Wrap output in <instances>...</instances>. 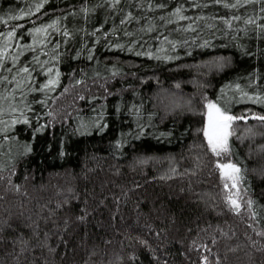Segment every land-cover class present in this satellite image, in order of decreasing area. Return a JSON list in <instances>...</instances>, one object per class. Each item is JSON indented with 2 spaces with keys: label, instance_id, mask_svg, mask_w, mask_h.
Listing matches in <instances>:
<instances>
[{
  "label": "trees",
  "instance_id": "trees-1",
  "mask_svg": "<svg viewBox=\"0 0 264 264\" xmlns=\"http://www.w3.org/2000/svg\"><path fill=\"white\" fill-rule=\"evenodd\" d=\"M225 2L0 0V264H264V3Z\"/></svg>",
  "mask_w": 264,
  "mask_h": 264
},
{
  "label": "snow or ice",
  "instance_id": "snow-or-ice-1",
  "mask_svg": "<svg viewBox=\"0 0 264 264\" xmlns=\"http://www.w3.org/2000/svg\"><path fill=\"white\" fill-rule=\"evenodd\" d=\"M116 3H119V0H116ZM214 3H221V0H214ZM243 3H264V0H243ZM242 6L243 4L241 3V0H235V3H227V2L224 3V7H228V8H237ZM41 7H43V4H37V11ZM160 7H163V5H160ZM261 12H264V7L261 8ZM181 13H182V9L177 8L175 11V15H177L180 19H188V17L181 15ZM129 17H131V13H129ZM233 19L239 20L240 17L236 16L233 17ZM123 22L124 21H121V23ZM223 23L231 27L232 21L228 19H224ZM245 23L256 24V19L249 18L248 20L245 21ZM257 26L260 27L262 31H264V25H257ZM189 28H191V25H189ZM35 31L40 32L41 29H35ZM13 35H14L13 32H9L7 34L8 39H11ZM64 35L69 36L70 33L66 31ZM127 35H131V33H127ZM58 46L59 45H57V47ZM137 55H140V53H137ZM88 58L91 59L92 57L89 56ZM13 59H18V57H14ZM7 70L11 71V69H7ZM19 71L23 73H29V69L27 67H23ZM48 71L51 72V69H49ZM117 74L118 73L115 72L113 73V75H117ZM58 75L59 73H57V76ZM6 79L7 77L4 78V80ZM0 83H2V81H0ZM55 83H57V81L49 80L48 84L44 85V88H47L49 85ZM77 83H80V81H77ZM177 87H179V85H177ZM236 87L237 89H239V85H237ZM40 90L42 91L43 88H41ZM81 99H83V97H81ZM248 99H253V98L248 97ZM256 102L264 103V98L256 97ZM206 107L208 110L207 111L208 123L207 126L203 129V134L207 138L208 145L210 146L211 151L213 153H215L217 156L226 155L230 151L229 137L233 135V132L231 131V129L233 128V123L236 120L245 119V117L243 116L237 117L230 115L226 109L221 108L217 103L211 101L208 102ZM254 118L260 120L261 122H264V116H257ZM23 122L27 123L28 121L25 120ZM217 168L220 170L221 177L225 181L224 187L226 189L228 188L238 189V185L242 181L241 168L236 163H232V162L218 163ZM229 182H231V184H229ZM238 198H239L238 190L236 192H229L228 195L226 196V200L229 204L230 209L236 212L237 214H239L241 210V203ZM244 203L247 205L249 209H251L254 202L252 200H247L244 201ZM256 215L257 214L255 212L252 213L253 218H255ZM258 235L264 236V232H260L258 233ZM204 260L207 261V257H204Z\"/></svg>",
  "mask_w": 264,
  "mask_h": 264
},
{
  "label": "rangeland",
  "instance_id": "rangeland-1",
  "mask_svg": "<svg viewBox=\"0 0 264 264\" xmlns=\"http://www.w3.org/2000/svg\"><path fill=\"white\" fill-rule=\"evenodd\" d=\"M208 102L209 101H207L206 103H205V119H204V128L207 126V123H208V118H207V107H206V105L208 104ZM206 138V137H205ZM206 140H207V138H206ZM229 184H231V182H229ZM239 191V185H238V189H232V188H228V191L229 192H236V191ZM234 198H236V197H234Z\"/></svg>",
  "mask_w": 264,
  "mask_h": 264
}]
</instances>
